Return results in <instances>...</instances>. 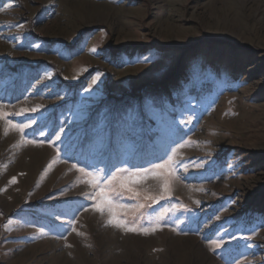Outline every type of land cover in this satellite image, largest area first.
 Masks as SVG:
<instances>
[{"label":"rangeland","instance_id":"rangeland-1","mask_svg":"<svg viewBox=\"0 0 264 264\" xmlns=\"http://www.w3.org/2000/svg\"><path fill=\"white\" fill-rule=\"evenodd\" d=\"M0 114V264H264V0H0Z\"/></svg>","mask_w":264,"mask_h":264},{"label":"snow or ice","instance_id":"snow-or-ice-1","mask_svg":"<svg viewBox=\"0 0 264 264\" xmlns=\"http://www.w3.org/2000/svg\"><path fill=\"white\" fill-rule=\"evenodd\" d=\"M0 115H3V114H0ZM28 125H24L22 127H20V131H23V127H27ZM14 127H19V126H14ZM173 152H175V150H173ZM173 163V157L172 156H169L168 160L165 161L164 163H161V164H158V165H155V169H164L165 171H167L170 175H174V172L171 171V168H170V165ZM81 171H83V169H81ZM149 172L151 171L152 172V175L154 177L156 176H160L161 173L158 172V171H154V170H138V172ZM88 176H92L93 174L92 173H87ZM15 178H13L14 180ZM98 179V178H97ZM88 183H93L92 180H89ZM96 187H98V185H94ZM163 187V190L165 192L169 191V186H168V183L167 181L162 185ZM129 191H131V189H129ZM101 196L103 197V190H101ZM104 206H107L109 208V211L112 210V208L114 207L113 204H112V201L109 200V199H106V198H102L101 201L95 206L96 210L97 211H100V212H103L104 210ZM142 207V206H141ZM109 223H112L114 226L116 227H120L126 231H137L136 228L134 227H129L124 221L122 220H113V219H110L109 220ZM142 231L144 232H147L148 230L147 229H141ZM154 230V229H153ZM211 243H214L216 244V246H219V244L217 242H211Z\"/></svg>","mask_w":264,"mask_h":264},{"label":"trees","instance_id":"trees-1","mask_svg":"<svg viewBox=\"0 0 264 264\" xmlns=\"http://www.w3.org/2000/svg\"><path fill=\"white\" fill-rule=\"evenodd\" d=\"M25 65L24 64H18L17 66H14V67H12L11 69L12 70H17V69H19V68H22V67H24ZM58 76H60V74L58 73ZM82 83H83V80H82V78L81 79H79V80H77V81H74V82H72V81H67L66 82V84L68 85V86H70L71 88H76V87H78V86H80V85H82ZM161 83V82H160ZM160 83H144V84H142V85H139V86H136V87H133L132 89H131V91H129V92H124V93H122L120 96H118L117 98L118 99H120V98H123V97H135L136 95H138L139 96V92L144 88V87H147V86H150V85H159ZM113 98H116V97H113Z\"/></svg>","mask_w":264,"mask_h":264}]
</instances>
